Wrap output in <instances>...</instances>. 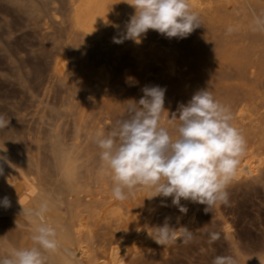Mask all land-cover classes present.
Returning <instances> with one entry per match:
<instances>
[{"label": "rangeland", "instance_id": "obj_1", "mask_svg": "<svg viewBox=\"0 0 264 264\" xmlns=\"http://www.w3.org/2000/svg\"><path fill=\"white\" fill-rule=\"evenodd\" d=\"M255 3L258 10L253 19L264 14V0ZM69 5L70 0H0V114L9 120L0 129V148L35 184L39 200L56 207L74 241L76 260L99 264L114 245L125 238L131 242L136 229L151 234L153 227L169 218L172 227L194 231L193 240L184 244L178 239L167 246L154 240L151 246L139 243L127 253L126 264H212L216 256L228 255L237 264H264V32L254 31L252 20L243 42L245 51L241 53L240 47L235 53L228 51L232 55L228 58L224 47L203 43L201 71L192 77L196 80L190 78L191 85L160 86L166 89L161 125L173 138L178 133L169 118L176 113L174 124L179 125V106L186 105L198 91L208 90L229 106L234 120L242 104L249 102L254 116L253 122H244L239 128L246 140L240 161L253 156L262 160L254 174L235 173L227 187L228 204L217 203L206 212V205L181 203L187 208L181 213L171 197H159L161 206L155 209L143 188L124 201L113 197V182L100 159L95 135L98 131L106 135L118 121L127 119L129 100L141 97L137 82L129 83L122 76L109 87L99 83L98 88L82 76H72L69 81L58 76L56 58L68 52L66 46L76 38ZM89 50L88 63L97 64L103 57ZM245 62L256 67L249 65L248 72L254 75L243 72ZM118 205L129 212L124 220L113 214ZM36 225L22 213L0 216V258L13 248L39 247L31 239ZM212 232L219 233V239L210 243ZM57 253H44L47 264H62Z\"/></svg>", "mask_w": 264, "mask_h": 264}, {"label": "clouds", "instance_id": "obj_2", "mask_svg": "<svg viewBox=\"0 0 264 264\" xmlns=\"http://www.w3.org/2000/svg\"><path fill=\"white\" fill-rule=\"evenodd\" d=\"M127 3L135 13L126 24L124 39L137 43L149 30L167 38L183 39L202 25L189 0H128ZM253 30L264 32V14L254 18ZM233 31L232 27L227 29L229 34ZM113 40L123 42L116 37ZM142 91L144 95L138 101L129 100L127 119L118 121L108 134L98 131L95 135L100 159L113 182V197L124 201L143 188L151 193L147 198L171 197L181 213L187 212L181 199L206 205V212L217 203L228 204L227 187L246 148L244 136L232 123L230 107L216 100L208 90L198 91L186 105L179 106V125L174 124L176 113L169 118L178 133L173 138L161 125L166 89L146 86ZM8 123L0 114V129H5ZM0 205L10 207L8 197ZM49 210V203L42 201L34 208L23 209V213L40 220ZM58 227L38 223L31 239L39 247L13 248L8 256L0 258V264H47L44 253L58 250L74 260L75 253L59 239ZM209 235L210 243L219 239V233ZM150 236L161 246L174 244L178 239L188 244L194 238V231L185 226L172 227L169 218H165L162 226L153 227ZM212 264L237 262L228 255L216 256Z\"/></svg>", "mask_w": 264, "mask_h": 264}, {"label": "bare ground", "instance_id": "obj_3", "mask_svg": "<svg viewBox=\"0 0 264 264\" xmlns=\"http://www.w3.org/2000/svg\"><path fill=\"white\" fill-rule=\"evenodd\" d=\"M127 2L128 0H70L69 22L72 26L73 36H76V38L72 36V40L66 46L69 53L63 51L56 58L54 68L60 78L69 81L72 76H82L87 80L86 83L92 80L98 88L99 83L109 87V83L111 84L112 81L118 82L122 76L129 83L137 82L140 97L143 94L142 89L146 86L151 87L154 83H160L159 86L162 83H166L169 86L173 84H183L185 86V84H188V80L190 78L192 79L198 70L201 71L200 67L203 60L201 45L203 43L204 45L205 43H209L211 47L222 46L227 53L228 51L235 53V51H238V47H240L241 53L243 52L242 50L245 51L243 42L245 43L247 39L246 36L249 34V27L254 22H252L254 20L253 16L256 15L255 11L257 8L254 9L253 6L259 5L255 3L256 0L255 2L254 0H189L192 9L199 14L202 25L195 29L188 37L183 39L167 38L154 30H149L146 35L141 37L140 42L137 43L131 39H124L126 24L135 13V9ZM229 27L234 29L230 34L227 32ZM114 37L122 39L123 42L115 43L113 40ZM89 49L96 50L98 52L96 54L103 57L101 60H97V64L88 63ZM229 56L232 57L228 53L227 58ZM247 56L245 57L248 58ZM245 57L241 56V59L243 58L244 60L246 59ZM207 60H209V57ZM239 63H237L238 66ZM252 63L245 62L243 72H248L251 69L250 66L254 64ZM253 67L256 69L254 65ZM203 69L205 71V68ZM250 74L248 72L247 75ZM85 79L83 80L85 81ZM248 103L244 102L242 104L238 110L237 117L235 120L233 119L234 121L232 123L238 129L244 122H253L252 117L254 115ZM2 148H0V167L3 168V174L0 175V201L4 197H8L10 207L5 208L0 205V216L22 213L30 221H33L34 224L47 223L49 225L59 226V239L62 245L74 253L72 249L74 241L70 233L63 227L62 218L52 203L48 202L50 210L40 220L23 213V209L34 208L43 200H39L35 184L28 179V176H26L19 164H16L14 161V163L8 161L7 156L1 150ZM253 157L240 161L236 170L237 175L240 173H255L257 165L262 160L258 157ZM143 193L147 197L151 195L147 189ZM158 198H147L150 204L152 203L154 205L155 209H160L161 206ZM189 202L191 201L181 199V203L188 204ZM191 203L196 204L194 202ZM123 209L122 206L118 205L116 208L114 207L113 214L118 213L120 218L124 220V216H127L129 212L124 213ZM190 219L186 218V221L190 222ZM117 223L120 224L119 222ZM131 237V242L125 238L124 241L114 245L110 252L108 254L106 253L103 259L101 258L99 264H126L127 261L125 258L131 249L139 247V243L146 245L149 242L151 246V241L153 240L149 232L147 233V230L142 228L133 231ZM58 253L61 257L62 264L87 263V260L81 263L76 258L74 260L68 259L62 250H58Z\"/></svg>", "mask_w": 264, "mask_h": 264}]
</instances>
